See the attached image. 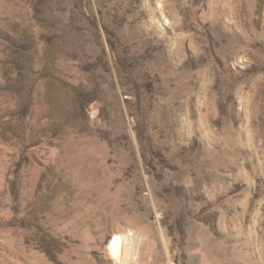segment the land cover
<instances>
[{
	"label": "rangeland",
	"instance_id": "obj_1",
	"mask_svg": "<svg viewBox=\"0 0 264 264\" xmlns=\"http://www.w3.org/2000/svg\"><path fill=\"white\" fill-rule=\"evenodd\" d=\"M0 264H264V0H0Z\"/></svg>",
	"mask_w": 264,
	"mask_h": 264
},
{
	"label": "bare ground",
	"instance_id": "obj_2",
	"mask_svg": "<svg viewBox=\"0 0 264 264\" xmlns=\"http://www.w3.org/2000/svg\"><path fill=\"white\" fill-rule=\"evenodd\" d=\"M121 240L122 239H121L120 235L119 236L114 235V237H113V239L109 245V251L116 258V260L119 259L120 255H121Z\"/></svg>",
	"mask_w": 264,
	"mask_h": 264
}]
</instances>
